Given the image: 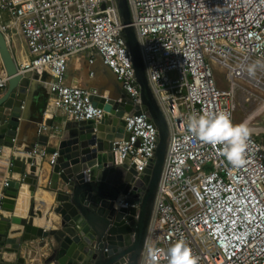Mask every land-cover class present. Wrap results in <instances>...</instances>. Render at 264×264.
I'll use <instances>...</instances> for the list:
<instances>
[{"label": "built area", "instance_id": "1", "mask_svg": "<svg viewBox=\"0 0 264 264\" xmlns=\"http://www.w3.org/2000/svg\"><path fill=\"white\" fill-rule=\"evenodd\" d=\"M126 1L149 86L169 127L140 264H150V247L167 252L178 240L199 264H264V145L252 131L264 100L248 98L257 109L242 121L251 134L240 168L220 154L222 146L201 143L188 130L190 115L224 111L234 123L242 82L264 94V0ZM123 29L117 0H0V34L10 52L16 39L24 44L18 73L42 85L49 102L43 118L50 120L52 111L65 123L103 120L96 99L107 104L111 96L64 83L69 60L81 54L90 67L100 64L113 75L119 90L114 102L142 106ZM217 71L227 87H218ZM88 75L94 76L92 68ZM8 79L0 60V97ZM123 121L124 136L112 143L113 165H127L139 178L153 158L157 130L145 113L125 114ZM50 132L42 121L30 144L19 146L13 137L1 145L0 216H8L2 204L9 182L23 179L13 170L17 158H34L37 165L46 158L47 167L54 165L57 153L47 154L37 141ZM121 199L116 205L128 208ZM159 264H167L163 254Z\"/></svg>", "mask_w": 264, "mask_h": 264}, {"label": "water", "instance_id": "2", "mask_svg": "<svg viewBox=\"0 0 264 264\" xmlns=\"http://www.w3.org/2000/svg\"><path fill=\"white\" fill-rule=\"evenodd\" d=\"M117 6L142 106L133 110L130 104L118 105L114 102L117 96L111 97L107 104L102 98L96 99L105 111L99 123L67 122L55 137V147L47 146L48 137L37 138L47 154L57 153L53 166L37 165L34 158H17L14 161L13 170L23 179L21 183L9 182L2 209L9 214L15 211L22 184L28 185L30 198L24 217L0 216V252L18 254L25 242L41 240L47 251L43 264H140L167 154L169 127L149 86L127 1L117 0ZM0 60L9 78L7 90L0 97L1 147L18 133L27 107L26 96L33 81L29 75L18 73L16 62L1 34ZM103 69L113 77L106 68ZM119 96L123 93L120 92ZM133 113H145L157 130L153 158L139 178H135L133 169L127 170V165L114 166L111 152L113 141L124 136L123 116ZM43 183L45 189L54 194L52 204L46 206V221L52 222L54 216L56 227L48 231H33L36 220L42 218L41 212L34 210L33 197ZM136 192H139L138 196ZM120 198L128 208L116 205ZM11 224L22 227L20 237L8 236ZM15 232L20 231L11 234ZM0 264H3L1 254Z\"/></svg>", "mask_w": 264, "mask_h": 264}, {"label": "crops", "instance_id": "3", "mask_svg": "<svg viewBox=\"0 0 264 264\" xmlns=\"http://www.w3.org/2000/svg\"><path fill=\"white\" fill-rule=\"evenodd\" d=\"M11 53L14 60L19 63L25 57L26 48L21 41L16 39L13 43V47L11 48ZM91 68L94 71V76L92 78L88 75ZM64 83L66 85H76L87 90L96 88L106 93L109 97H115L119 93L115 79L107 74V72L100 64H97L94 67H90L84 54L77 55L69 60ZM38 84V82L33 81L31 89H29L27 93V107H25V111L23 112V118L21 119L20 127L16 135L17 143L19 146L22 143L30 144V136L36 131L39 124L44 121L46 124L48 123L51 125V132L49 133L50 135H44L48 137L47 146L55 147L57 144V142L55 141V137L60 134L61 127L66 124L65 119L58 111H52L53 120L43 118V112L48 106L49 102L47 96L43 92L42 85ZM34 86H36V88ZM44 161L46 163L47 159L45 158ZM45 163V166L43 167L46 168L47 166ZM39 173L40 172H38V174ZM44 186V183L39 186L33 197L34 210H38L42 214V218L37 219L36 223L33 225V231H48L53 230L56 227V225L54 224V216H52V222L48 221L47 223L46 221V218L48 216V213H45L46 211H48V208L46 206L52 204L54 194L52 191L46 190V187ZM21 198L23 199V206L21 205L22 208L21 206H19V201ZM29 198L28 185L22 184L18 192L15 211L12 214L8 213V216H15L17 218L24 217V214L27 211ZM13 231L20 232L11 234ZM21 231L22 227L20 225L11 224L8 236L10 238L20 237ZM43 245V241L41 240L25 242L18 254L0 252L1 260H3V264H43L44 259L47 257V251Z\"/></svg>", "mask_w": 264, "mask_h": 264}, {"label": "clouds", "instance_id": "4", "mask_svg": "<svg viewBox=\"0 0 264 264\" xmlns=\"http://www.w3.org/2000/svg\"><path fill=\"white\" fill-rule=\"evenodd\" d=\"M255 65L249 68L254 75ZM188 130L204 144L213 147L222 146L220 154L235 168L245 165V152L250 137V129L246 122L234 124L230 114L224 111L190 115ZM164 255L167 264H199V258L193 255L190 247L183 240H178L167 252L157 247L148 249L150 264H159L160 256Z\"/></svg>", "mask_w": 264, "mask_h": 264}, {"label": "rangeland", "instance_id": "5", "mask_svg": "<svg viewBox=\"0 0 264 264\" xmlns=\"http://www.w3.org/2000/svg\"><path fill=\"white\" fill-rule=\"evenodd\" d=\"M217 85L220 88L227 87V83L224 80V74L222 72L217 71L215 73ZM36 90V89H35ZM262 92L254 89L249 84H244L243 82L240 84L236 91V100H237V111L234 114V123L239 124L243 121L247 114L255 111L257 109V103L254 102V96H260L259 98L264 100V94H260ZM250 95V96H249ZM252 96V99H249ZM255 125L253 126L252 131L258 133L256 140L264 145V114L257 117L254 121ZM260 132V133H259ZM262 132V133H261Z\"/></svg>", "mask_w": 264, "mask_h": 264}, {"label": "bare ground", "instance_id": "6", "mask_svg": "<svg viewBox=\"0 0 264 264\" xmlns=\"http://www.w3.org/2000/svg\"><path fill=\"white\" fill-rule=\"evenodd\" d=\"M16 63H17V62H16ZM18 64H20V63H18ZM256 112H258V111H256ZM28 194H29V193H28ZM43 196H44V195H43ZM21 197H22V196H21ZM22 198H23V197H22ZM22 198H21L20 201H19V206H21V205L23 206V204H22V200H23V199H22ZM40 199H41V198H40ZM46 201H47V200H46ZM49 201H50V200H49ZM44 202H45V201H44ZM22 206H21V208H22ZM24 207H25V206H24ZM23 211H24V210H23Z\"/></svg>", "mask_w": 264, "mask_h": 264}]
</instances>
